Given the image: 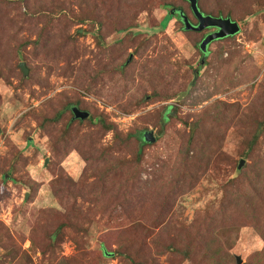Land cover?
<instances>
[{
    "label": "rangeland",
    "instance_id": "1",
    "mask_svg": "<svg viewBox=\"0 0 264 264\" xmlns=\"http://www.w3.org/2000/svg\"><path fill=\"white\" fill-rule=\"evenodd\" d=\"M112 1L0 0V264H132L126 246L138 243L133 232L142 229L153 264H224V257L238 264L237 256L242 264H264L257 257L264 238L244 224L252 218L264 225V133L256 158L245 159L249 173L236 193L249 200L234 204L224 188L245 140L264 120V0H202L215 14L231 10L240 25L206 53L199 45L214 28L186 30L176 17L163 27L165 2L184 6L197 22L186 0ZM82 11L106 15V28L129 18L137 23L132 35L108 30L104 44L120 50L117 59L114 51L100 52L98 23L75 20ZM120 62L129 64L125 71L116 70ZM74 98L99 121L70 122L74 112L67 111L48 122ZM150 130L157 140L142 147L139 160L134 138L120 143ZM193 130V148L213 157L189 189L182 154ZM248 165L257 166L255 178ZM252 181L261 184L255 210ZM61 222L73 224L46 249V231ZM179 235L194 247L191 256L154 253L163 239Z\"/></svg>",
    "mask_w": 264,
    "mask_h": 264
},
{
    "label": "trees",
    "instance_id": "2",
    "mask_svg": "<svg viewBox=\"0 0 264 264\" xmlns=\"http://www.w3.org/2000/svg\"><path fill=\"white\" fill-rule=\"evenodd\" d=\"M3 3H9L11 0H1ZM188 5H189V8H190V11L192 13V15L196 18L195 14L193 13V10H192V7H191V4L189 2V0H186ZM120 2V1H119ZM113 5L116 4V0L115 1H112L111 2ZM197 5H198V8L199 10L205 14V15H211V16H214V17H230L232 20L234 21H237L235 20L233 17V14H232V11H228L226 13H223L222 10H217L218 12L215 14L211 11H208L207 8H205L203 5H202V0H197ZM164 7L166 8H170V13H168L166 15V17L164 18V22L162 23L163 24V27H166V25L168 24V22L176 17L178 18V20L183 24V28H185V25H184V22H183V19H182V16L180 15V12L182 11L184 15H186L190 22L192 24H197L198 20L197 18L195 19L197 22H193L192 19L189 17L188 13H187V10L185 9L184 6L182 5H176L174 2H165L163 4ZM124 9L125 10H130V7L128 6V4H125L124 3ZM83 13H81L80 15L78 16H75V20H77L79 23H89V25L91 26L94 21L95 23H98V30H97V35L95 36L96 39H97V43L99 46H101V50L100 52L105 56V55H109L111 54L113 51H110L109 52V49L108 47L104 44V40H105V36H107L108 34V30L110 29L111 32H117V33H120L121 31H127V33L129 35H132L134 34L135 31L134 28L137 26V23H134V21L129 18L127 21H124V22H121V21H111L109 22V26L110 28H106L104 26V18H106L107 16L105 15L104 17L102 18H98V19H95L94 18V13H93V16H91L90 14H88L87 11H82ZM97 18V17H96ZM107 19V18H106ZM187 30V29H186ZM206 36V35H205ZM228 37V36H227ZM124 37H122L120 40H117L116 41V45L117 47H121L124 45ZM203 40V39H202ZM38 41V39H37ZM36 41V42H37ZM30 42V41H28ZM115 59L118 58L119 56V53H120V50H115ZM114 55V53H113ZM132 60V59H131ZM130 60V61H131ZM129 59L127 62H130ZM26 63V61H25ZM125 63L126 62H120V63H117L116 64V70H120V69H123L125 71V69L129 66V64H127L125 66ZM124 64V66H123ZM27 65V63H26ZM28 66V65H27ZM23 75H24V72H23ZM98 74H96L97 76ZM91 79H94L93 77ZM89 85V84H88ZM64 98H68L69 96H63ZM166 98L170 99L171 97L168 95L166 96ZM78 107L79 109H82L80 107V101L79 99H73L70 100L68 99V101L65 103L64 107L62 110H58L55 112L54 115L52 116H48L47 117V120L48 122H54V121H58L65 112L67 111H70L71 113H73V107ZM173 108L174 105L173 104H170L168 105L167 109H166V113H164L161 117V122H166L167 118L170 116L168 115V112L170 110V108ZM83 110H87V109H83ZM88 111V110H87ZM173 111H176V108L175 110ZM89 112V111H88ZM171 114V112L169 113ZM172 115V114H171ZM74 119V113H73V117L71 119L70 122H72ZM80 122L84 121V120H90L91 122H96V121H99V118L98 116L96 115H89V117L85 118V119H78ZM103 121V120H101ZM70 126V123H68V127ZM114 127V124L113 123H106L105 124V128L106 129H112ZM143 132V131H142ZM141 131L139 132H135V133H128L126 136V138H124V140H121L120 143H126V141H129L131 138H134L137 145H138V150H137V155H136V158L139 160L141 159V153H142V147H144L145 145H147L148 143L146 142V140L144 139V133H142ZM264 133V120H260V121H257L256 123V127L254 129V131L251 133L250 137H248L246 140H245V147L242 151V159L244 160V162L246 161L245 159L247 158H256V155L254 153V150L260 140V137H261V134ZM193 134H194V130L192 132V135H190V138H189V141H188V144L186 145V148L184 150V153L182 154V160L185 162V163H188L187 164V169H190L191 170V180H190V183H189V186L188 188H192L196 183L197 181L200 179V177H202L205 172L207 171L208 169V165L212 159V154L210 155H207L206 154V151L202 148H193L194 144L197 142L196 140L193 141ZM117 139L120 138V135L117 134L116 136ZM193 149V153L191 154V151ZM202 157H206L207 158V161L206 163H203L202 162ZM241 159V160H242ZM240 160V162H241ZM240 162H238L237 166H236V171L234 173V175H232L231 179L228 180V182L225 184L224 188H225V193L227 195L228 198H231L233 200V203L236 204L240 199H244V201H247L249 200L248 199V196H236V193L238 192V190L243 187L244 185V177L246 176V174L249 173V171L247 170V166H244L243 165L241 166V168H239V165H240ZM248 167L250 169H253L252 170V173H253V176L255 178V175H254V172L256 169L257 166H250L248 165ZM196 171V172H195ZM195 172V173H194ZM4 176V175H3ZM252 188H251V191H250V195L253 199V210L256 209V203L258 202V199H259V193H260V182L259 181H252ZM223 188V186H222ZM228 195H231V196H228ZM226 198V197H225ZM223 197V200L221 202L222 204V212L224 215L227 214V212L230 210V209H227L226 206V202H224V199ZM169 199V198H168ZM242 203V202H240ZM230 221V220H229ZM245 225H251L255 228H257L259 230V232L261 233V235L263 236L264 238V225H262L261 223H257L256 221L249 219L248 221H244ZM232 223V221H230V224ZM73 223L72 222H61L59 224H57V227L54 231H50V233H48L46 231V238L48 239V246L46 247L49 248L51 247V242L54 241L56 239V237L59 235L60 232L63 231V228L64 226L67 225L68 226H71ZM205 224V223H204ZM202 224V225H204ZM182 225V224H181ZM224 225V224H223ZM182 227V226H180ZM145 232V229H142V230H139V231H134V236L137 237V244L135 243L134 240H129L128 242L130 244H128V246H126V248L128 250H124L127 254V258L130 260V262L132 264H153V260L156 259L155 257L153 258V250L151 249L150 245L147 244V242H144L140 235L138 233H143ZM189 235V234H188ZM199 236H204L202 237V240H204L205 238V234H197L195 235L194 237H199ZM34 240V239H33ZM50 240V241H49ZM155 240V239H154ZM35 241V240H34ZM157 241V240H155ZM192 242V238L190 240ZM138 245V249L136 250H132L131 249V244H134ZM162 242V240H161ZM120 244H123L120 245L119 247H117V251L121 253V249L124 248V243H120ZM156 248V251H154V253H158V254H165V253H168L170 252L171 254H175L177 256H180L182 255L183 257L187 258L189 256H191V254L193 253V249L194 247L191 246V244L189 243V241H187L185 239V237H183L182 235H179V237H168L167 239H163V242L160 244V245H157L155 246ZM116 252V251H115ZM105 255H108L110 253H106L104 252ZM258 259H264V248L263 250L258 254ZM223 263L224 264H228L229 261L227 260L226 257H224L222 259ZM217 264H220L221 263V260H216L215 261ZM247 264H258V262L254 263V262H251V263H247Z\"/></svg>",
    "mask_w": 264,
    "mask_h": 264
},
{
    "label": "water",
    "instance_id": "3",
    "mask_svg": "<svg viewBox=\"0 0 264 264\" xmlns=\"http://www.w3.org/2000/svg\"><path fill=\"white\" fill-rule=\"evenodd\" d=\"M189 2L191 4L193 13L195 14L198 20V23L192 24L189 18L186 15H184L183 12L181 11L180 15L182 16L185 28L187 30L202 31L210 27L217 28L216 30L208 33L201 41L199 46L203 53L207 52V47L212 41L234 35L240 31L239 23L237 21L232 20L230 17L224 18V17H214L211 15H205L199 10L197 5V0H189ZM131 59L132 56L129 57V61ZM19 67L24 72V77H27L29 75V67L26 65L25 61H21L19 63ZM73 112L75 118L84 119L89 115L87 111L81 110L77 107H73ZM144 139L146 140V142H155L157 140L152 130L144 132ZM243 164H244V160L242 159L239 168H241ZM237 263L238 264L243 263V260L240 256H237Z\"/></svg>",
    "mask_w": 264,
    "mask_h": 264
},
{
    "label": "flooded vegetation",
    "instance_id": "4",
    "mask_svg": "<svg viewBox=\"0 0 264 264\" xmlns=\"http://www.w3.org/2000/svg\"><path fill=\"white\" fill-rule=\"evenodd\" d=\"M212 28H214L212 31H214V30H216V29H217V28H215V27H212ZM212 31H211V32H212Z\"/></svg>",
    "mask_w": 264,
    "mask_h": 264
}]
</instances>
